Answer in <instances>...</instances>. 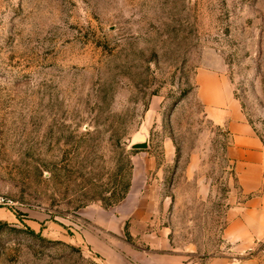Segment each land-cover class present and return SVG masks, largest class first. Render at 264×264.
<instances>
[{"label":"rangeland","instance_id":"obj_1","mask_svg":"<svg viewBox=\"0 0 264 264\" xmlns=\"http://www.w3.org/2000/svg\"><path fill=\"white\" fill-rule=\"evenodd\" d=\"M199 68L264 145V0H0V264H264Z\"/></svg>","mask_w":264,"mask_h":264},{"label":"crops","instance_id":"obj_2","mask_svg":"<svg viewBox=\"0 0 264 264\" xmlns=\"http://www.w3.org/2000/svg\"><path fill=\"white\" fill-rule=\"evenodd\" d=\"M196 80L199 98L207 108L208 117L214 124L223 127L230 138L227 153L236 163L244 191L246 193L263 191L262 194L248 200L244 217L230 223L226 230V239L232 243L248 240L251 236L254 239V233L251 231L260 228V217L264 215V145L246 120L240 103L234 97L223 75L199 68ZM128 201L129 196L119 206H125ZM187 258L186 254H177L162 261L163 264H185ZM207 264L234 262L230 257L221 256L210 259Z\"/></svg>","mask_w":264,"mask_h":264},{"label":"water","instance_id":"obj_3","mask_svg":"<svg viewBox=\"0 0 264 264\" xmlns=\"http://www.w3.org/2000/svg\"><path fill=\"white\" fill-rule=\"evenodd\" d=\"M131 147L136 150H145L149 147V145H148V142L145 141L141 143H134Z\"/></svg>","mask_w":264,"mask_h":264},{"label":"built area","instance_id":"obj_4","mask_svg":"<svg viewBox=\"0 0 264 264\" xmlns=\"http://www.w3.org/2000/svg\"><path fill=\"white\" fill-rule=\"evenodd\" d=\"M7 204H8V201L4 197L0 196V206H4Z\"/></svg>","mask_w":264,"mask_h":264}]
</instances>
